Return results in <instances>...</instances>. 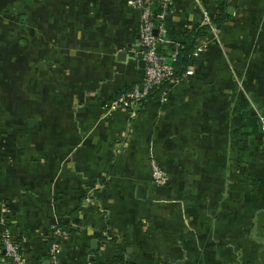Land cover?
<instances>
[{"label":"crops","instance_id":"obj_1","mask_svg":"<svg viewBox=\"0 0 264 264\" xmlns=\"http://www.w3.org/2000/svg\"><path fill=\"white\" fill-rule=\"evenodd\" d=\"M123 3L40 2L48 43L42 45L41 61L30 58L41 74L38 80H26L22 107L33 118L9 137L13 166L0 167V231H14L11 237L30 264H50L46 236L51 232L61 247L59 264H120L113 238L135 264H178L182 247L191 245L195 235L189 220L179 218L171 197L172 187H182L184 174L193 181L200 171L205 180L199 185L205 187L214 174L208 161L226 160L227 147L233 146L237 170L251 175L250 185L259 175L264 180V135L257 119L264 113V0H174L164 19L165 37L177 41L185 30L200 29L195 46L203 43L205 48L193 59L192 75L171 86L165 102L138 108L126 148L116 150L130 114L111 111L107 103L145 78L138 64L139 13ZM222 8L227 20L214 24L212 32L203 24V11L212 19ZM119 52L124 60L117 58ZM50 144L57 146L50 149ZM150 157L170 180L164 205L143 197L145 190L154 199L168 191L152 184ZM193 157L201 160L197 173L188 162ZM181 159L184 166L177 161ZM263 182L254 191L252 186L244 200L242 186L235 182L230 187L234 201L217 200L216 239L225 224L240 223L241 210L264 206ZM222 184L214 188L220 196ZM125 187L140 195L128 201L109 196ZM94 190L98 195L88 198ZM213 200L204 203L211 206ZM58 229L63 238L55 234ZM260 234L256 231L263 241ZM201 237L205 240L203 232ZM255 246L253 255L264 264V251Z\"/></svg>","mask_w":264,"mask_h":264},{"label":"rangeland","instance_id":"obj_2","mask_svg":"<svg viewBox=\"0 0 264 264\" xmlns=\"http://www.w3.org/2000/svg\"><path fill=\"white\" fill-rule=\"evenodd\" d=\"M117 1L121 5L124 4V0ZM40 2L41 0H0V145L2 148L0 151L3 153V155L0 156V167L3 169L12 167L14 163V159L8 158L10 152L9 137L15 135L17 125L23 127L21 123L25 122V119L31 122L33 118L30 112L26 113L25 108L22 107L25 105V98L23 95L26 92V80L31 82V77L38 80L37 75L41 74V70L37 69V67H35L36 64H32L30 60L32 58H38V60L41 61L42 45L48 43L47 39L43 37L44 35L42 32L43 16ZM50 17H52V15H50ZM50 44H52V42ZM16 74L20 75V79L16 77ZM174 85H176V83H172L171 86ZM168 91L169 90L163 94L160 100L161 102H165ZM22 92L23 94L21 95ZM21 96H23L24 99ZM39 101L41 102L40 97ZM16 103H18L20 108V110L18 108V111H14L13 109ZM138 108H141L140 103L134 104L127 111L130 114L128 115V127L124 136L116 143V150H121L122 147L126 148L129 136L132 134L131 128L135 124V122L131 121L137 116ZM37 119L41 120L40 117H37ZM56 146L57 144H50V149H52V147L56 148ZM232 147H227L226 160L225 158L214 157L211 159L213 161H208L211 163L208 165H210L211 170L213 169L214 174L208 176L210 177V181L205 182V187H200L199 185L205 180L200 171L194 176L193 181L187 180L188 176L184 174L182 187L178 189L172 187L173 195L171 197L174 198V201L178 205L179 218L182 220L187 218L191 230L195 232L193 242H190L191 245H189L188 242L182 247V254L177 256L178 264H263L261 261L263 258H258L257 260L253 255L256 244H259L260 248H262L261 250L264 251V240L262 241V238L256 236V231L261 232L260 235L264 234V221H257L259 215L264 214V206L261 204L252 207V210L251 208L241 210L242 217L240 223H236L235 226L232 224H225L223 229L225 232L221 233V238L216 239L217 233L215 232V228L218 225L217 200L221 197L223 202H230V199L234 201V195L230 192V187H232L235 182H239L242 186V200L248 198L247 196L252 187L250 185L251 182L249 183L251 175L248 174L247 171L242 173L237 170L235 165L236 160L234 161L232 157L235 154V149ZM34 150H38L36 144ZM149 160V168L152 172L151 165L155 163L152 157H150ZM224 160L225 163L223 164ZM177 161L181 166H184L185 159ZM188 162H190V165L194 167L195 170L196 168L199 170L201 169L202 165L199 158L193 157L190 161L188 160ZM195 172L197 173V170ZM165 176L166 177L162 176L163 184L155 183L154 181H152V184L157 188L168 190L171 184L166 174ZM217 182L223 183L219 187L220 190H222L221 196L214 189ZM185 183L187 184L185 185ZM98 191L99 190H94L89 192L88 198H90L89 196L91 195H98ZM148 191L150 190H145L143 196L147 200H157L160 205L168 203L170 198L168 194L170 190L164 195H156L157 199H154V195L150 194ZM109 193V196L125 201L135 200L136 197L140 195L136 188H133V190L130 189L129 191L126 187L115 192L116 195H114L113 192V194H111V192ZM93 198L94 197H91V199ZM212 199H214L212 201L213 203L211 206L208 205V207L204 201L208 203V201ZM2 216L4 219L8 218V212L4 206L2 209ZM138 226L139 229L143 227L140 224H138ZM234 227L235 229L233 230ZM218 230L220 231L221 229L217 228V231ZM202 232L205 240L201 237ZM59 237L63 238V235L60 233ZM203 241L205 243L215 242V245L205 248ZM219 242L222 244L220 248L217 246ZM163 258L165 257L162 255V259Z\"/></svg>","mask_w":264,"mask_h":264},{"label":"built area","instance_id":"obj_3","mask_svg":"<svg viewBox=\"0 0 264 264\" xmlns=\"http://www.w3.org/2000/svg\"><path fill=\"white\" fill-rule=\"evenodd\" d=\"M127 6L137 10L140 16V26L138 29L140 52L139 59L144 62L145 78L142 82L135 84L127 92L115 97L111 102V110L128 111L134 104L144 99L149 91L158 87L165 81L172 80L178 83L180 80L173 79V67L171 62L176 60L178 55V42L170 41L165 37L164 19L167 17L171 5L174 0H124ZM195 4H200L201 0H191ZM206 10L203 11V24L208 26L213 32L215 27L212 24ZM157 32L156 34L154 32ZM169 44L172 48L167 55L158 52L159 45ZM205 46L199 43L194 47L191 54L192 58L199 56ZM191 67H188L184 73L185 76L192 75ZM261 133L264 135V113L257 115ZM155 163V162H154ZM152 181L163 184L165 173L157 166L152 164ZM162 179V180H161ZM61 229L55 231L60 236ZM47 255L50 264H59V255L61 247L52 240L50 236H46ZM0 250L3 251L4 261L0 260V264H30L23 256L21 247L13 241L9 230L0 231Z\"/></svg>","mask_w":264,"mask_h":264},{"label":"trees","instance_id":"obj_4","mask_svg":"<svg viewBox=\"0 0 264 264\" xmlns=\"http://www.w3.org/2000/svg\"><path fill=\"white\" fill-rule=\"evenodd\" d=\"M226 20H227V16H226V13H225L224 9L222 8L221 12H219L218 15H216L214 18H212L211 21H212L213 25L215 24V25L219 26V25L223 24ZM203 29L205 30L206 28H203ZM200 31H201L200 29H195V30L187 29V30H185L183 32L180 40L176 41V42H178V45H179L178 46L179 47L178 48V55L176 57V60L174 62H171V65H172L173 71H174L173 72V79L174 80H181L184 77V73H185L186 69L188 67L192 66L194 58H192L191 54L194 51L196 39L201 34ZM171 48H172L171 46L168 47L166 45H159L157 50H158V52L160 54L167 55L169 53V51L171 50ZM172 83H173L172 80L165 81L161 85H159L158 87H155V88L151 89L149 91L148 95L144 99L139 101L141 107L143 108L147 103L152 102V101L161 102L160 100H161L163 94L167 90L170 89ZM130 89H131V87L120 90L115 97L121 95L124 92L129 91ZM138 112L139 111H137V113ZM260 133H261V131H260ZM236 136H237V138L239 137L237 135V133H236ZM239 142H240V140H237V144L238 145H240ZM261 143L263 144V147H262L261 151L264 153V140H261ZM259 176L262 177L263 174H262V176L261 175H259ZM260 177L259 178L257 177L259 182L256 179H253V181H252V186H253L252 191H254V187L257 186V184H259V183L264 181V180H260V179H262ZM263 184H264V182H263ZM12 232L14 233V231H11L10 234H12ZM52 235H53L52 232L49 233V236L53 239ZM13 241H15V240H13ZM112 242L115 245L116 257H117V259H118L120 264H135L134 261H130L126 257L125 250L119 244L118 239L113 238ZM203 244H204V247L206 248L207 246H214L215 242H206L205 243L203 241ZM221 245L222 244H220V242L217 243L218 248L222 247Z\"/></svg>","mask_w":264,"mask_h":264},{"label":"water","instance_id":"obj_5","mask_svg":"<svg viewBox=\"0 0 264 264\" xmlns=\"http://www.w3.org/2000/svg\"><path fill=\"white\" fill-rule=\"evenodd\" d=\"M154 33L156 34L157 32L155 31ZM125 57H126V56H125L122 52H119V54H118V56H117V58H118L119 60H124ZM138 64H139V66H140L141 68H144V62H143L142 60H139V61H138ZM110 105H111V102L107 103V106H110ZM92 244H97L96 240H93V241H92Z\"/></svg>","mask_w":264,"mask_h":264}]
</instances>
